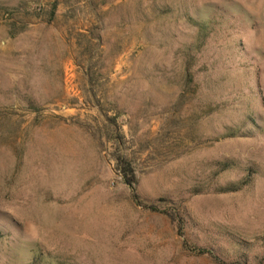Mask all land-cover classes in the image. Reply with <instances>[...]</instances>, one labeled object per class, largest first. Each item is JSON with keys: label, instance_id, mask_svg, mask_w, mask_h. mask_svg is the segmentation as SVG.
<instances>
[{"label": "rangeland", "instance_id": "374dc122", "mask_svg": "<svg viewBox=\"0 0 264 264\" xmlns=\"http://www.w3.org/2000/svg\"><path fill=\"white\" fill-rule=\"evenodd\" d=\"M0 264H264V0H0Z\"/></svg>", "mask_w": 264, "mask_h": 264}, {"label": "trees", "instance_id": "16d2710c", "mask_svg": "<svg viewBox=\"0 0 264 264\" xmlns=\"http://www.w3.org/2000/svg\"><path fill=\"white\" fill-rule=\"evenodd\" d=\"M114 162H115V170L119 174L123 185L128 189L132 201L139 206L140 203L137 201V196L135 195V191H134L136 180L134 177L133 170L130 167V164L120 157L116 158ZM142 207L145 209L151 210L152 212H157L153 206L143 205ZM160 214L167 217L172 223H175V220L171 215H168L165 212H160ZM175 225H176V232L179 234L180 225L177 223H175ZM182 246L183 247L185 246L184 243H182ZM197 254L198 255H203V254L210 255L208 254V252L203 251V250H197Z\"/></svg>", "mask_w": 264, "mask_h": 264}]
</instances>
